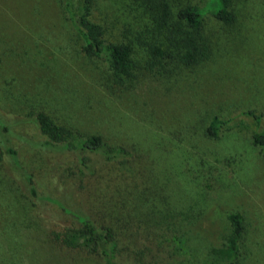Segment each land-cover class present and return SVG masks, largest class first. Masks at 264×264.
<instances>
[{
	"label": "rangeland",
	"instance_id": "374dc122",
	"mask_svg": "<svg viewBox=\"0 0 264 264\" xmlns=\"http://www.w3.org/2000/svg\"><path fill=\"white\" fill-rule=\"evenodd\" d=\"M169 1L172 8L207 2ZM63 8V0H0V119L44 139L33 118L45 113L132 156L99 162L79 182L73 156L2 136L0 264H102L79 233H68L73 247L55 240L73 222L54 219L55 201L112 226L124 264H222L215 251L230 234L228 213L238 211L245 228L236 264H264V150L243 114L264 111V0H232L229 24L207 13L210 55L199 64L165 59L153 67L139 42L166 40L147 0H94L91 18L107 39L134 40L136 78L126 86L83 53ZM214 115L232 118L218 137L206 133ZM5 145L56 205L31 196ZM173 235L185 237V252L175 250Z\"/></svg>",
	"mask_w": 264,
	"mask_h": 264
},
{
	"label": "trees",
	"instance_id": "16d2710c",
	"mask_svg": "<svg viewBox=\"0 0 264 264\" xmlns=\"http://www.w3.org/2000/svg\"><path fill=\"white\" fill-rule=\"evenodd\" d=\"M147 2L151 12L156 15V22H159L160 33L162 30L165 31L163 37L166 40V44L163 43L166 47L162 46L159 38L155 41L139 42L145 46L147 60L152 67L165 59L175 60L183 66L199 64L210 55L209 39L204 32V16L210 13L216 20L226 24L233 23L236 19L230 8L232 0H207L202 7L186 4L180 8H172L169 0ZM93 3L94 0H63L66 19L80 36L83 53L89 58L100 59L105 64L115 86H126L136 78L134 40L127 42L108 40L105 27L91 18ZM137 39L139 41L140 38ZM243 114L254 120L257 131L253 135V142L264 150V111L256 113L247 110ZM231 120L232 118L212 116L206 127L207 135L218 137ZM33 123L45 136L44 139H34L17 132L0 119V142L2 136L6 140L16 138L31 148L73 156L77 166L73 173L79 182L94 175L99 162L123 164L132 156L129 149L123 145L108 144L99 134H82L54 122L45 113L37 114L33 118ZM4 149L17 174L26 181L31 196L42 206L57 204L59 211L54 212L55 220H61L65 216L73 221L72 225L64 227V232L53 233L55 240L67 247H73L67 238L68 233H79L87 238L88 252L97 256L102 264H124L121 259L123 249L120 247L119 236L112 226L95 222L88 215L66 207L63 203L48 202L51 196L37 192L33 175L20 164L17 151L10 145H5ZM227 218L231 224V231L223 247L216 250L215 255L218 257L217 261L222 264H236L241 257L244 218L238 211L228 213ZM172 238L175 250L185 252V237L173 235Z\"/></svg>",
	"mask_w": 264,
	"mask_h": 264
}]
</instances>
